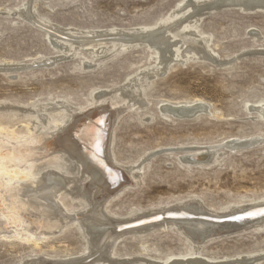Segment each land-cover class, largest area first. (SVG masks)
<instances>
[{"label":"rangeland","instance_id":"obj_1","mask_svg":"<svg viewBox=\"0 0 264 264\" xmlns=\"http://www.w3.org/2000/svg\"><path fill=\"white\" fill-rule=\"evenodd\" d=\"M181 1L0 0V129L30 143L24 136L39 121L37 114L48 116L45 125L57 126L74 111L61 129L38 136L30 151L22 147L38 176L63 154L73 160L83 155L73 125L99 111L107 118L105 157L121 175L115 186L80 176L82 170L89 174L84 161L76 203L61 194L62 206L53 196L56 188H38L44 180L4 191L1 198L20 204L23 226L35 238L15 235L19 225L0 216V264H155L187 257L195 247L204 264H264V222L228 224L233 219L224 215L264 202V118L255 111L264 101V6L221 2L190 8L177 21L200 16L195 29L208 37L211 52L188 58L185 46L175 57V42L166 37L176 20L155 26L172 18ZM140 27L150 35H127ZM161 36L157 55L154 44ZM122 39L128 48L111 51V43ZM164 59L167 68L153 75L150 67ZM139 71L146 74L139 81L142 99L132 102L129 91L117 89ZM196 100L187 117L163 109ZM198 150L205 158L191 160ZM180 206L202 213L178 226H161L173 221L165 216L144 230H118L140 223L139 216ZM90 225L101 228L99 238L84 237L81 228Z\"/></svg>","mask_w":264,"mask_h":264},{"label":"bare ground","instance_id":"obj_2","mask_svg":"<svg viewBox=\"0 0 264 264\" xmlns=\"http://www.w3.org/2000/svg\"><path fill=\"white\" fill-rule=\"evenodd\" d=\"M246 1H248L247 5L244 4V5H246V7H251L249 5L255 4V3L257 5H263L264 6V0H189L186 3V5L184 4L185 0H182L178 4V7H180V8L173 11L170 14L172 16V18H170L168 20H161L155 26H162V25L167 24L170 21L176 20L174 23L175 26L173 28H171V29L167 28L166 29V31L168 33L166 37L168 40H172L173 42H175L173 44L175 57L180 56V54H179L180 49L185 46V47H188L189 51H190L185 56L190 58L192 56H195L197 51H201L203 53L211 52V49L208 47L209 39L207 36H202L200 33H199L200 34L199 35L196 32L195 27L198 24V21L200 20V16L195 17L190 22H185V21L181 22V21H177V20L180 19L181 17L183 18L185 13H187L190 10V8H194L196 6V4H197V6L201 5V4H204V5L206 4V5H209L210 8L211 7L213 8V7L217 6L218 4H220L221 2H223V4H228L229 2H243V3H245ZM26 6L27 5L25 3L24 7H26ZM205 7H207V6H205ZM18 14H21V13L19 12ZM165 27H166V25H165ZM147 28L148 27L136 28L131 34H127V35L129 37H133L135 40H140V39L148 37V35H150L149 34V28H148V30H147ZM116 30H115V32H117V34H118V32H120L121 29L119 31H116ZM66 32H67V30H66ZM113 32H114V30H113ZM125 32H127V31L125 30ZM47 34L50 37L55 36V34H52L49 31H47ZM66 36H70V34H66ZM55 37L63 45L69 44L70 46H74V44H75V43L74 44L71 43L70 40H68L69 38L66 39V38H61L58 36H55ZM126 38H127V36H126ZM133 38H131V39L134 41ZM123 39H125V38H123ZM123 39H122V41H113L111 43L113 45V49L111 51H116V50H120V49H123V50L127 49L128 46L130 45V42L126 41V43H124ZM160 39L161 40L159 42L154 44V46L156 48L153 51H156L157 55L161 52L159 44L164 41V37L161 36ZM88 40L86 41L87 43H89ZM79 41H80V39H79ZM144 42H145V40H144ZM145 43H147V42H145ZM84 44H86V43H84ZM90 46H91V44H90ZM100 47L102 48V46H100ZM83 48H85V46ZM169 48H171V47H169ZM183 54H185V52ZM63 57H65V56H63ZM56 59H54V60H56ZM176 60H177V58H176ZM50 62H52V61H50ZM166 63H168L166 59H164L162 64L159 61H157L155 66L150 67L151 73L153 75H155L158 73L159 70H161L163 68H167ZM169 63H171V62H169ZM47 65H50V63ZM22 67H24V66H22ZM164 71H166V69ZM142 77H146V74H144L143 72L139 71V73L133 74L132 76L127 78L124 85L121 88H118L117 91H120L121 89H126L127 91H129L130 92L129 101H132V102H134L135 100L142 99L141 98L142 96H141L140 85H139V81ZM146 80H149V79L146 78ZM101 100H104V99H102V98L96 99V101H95L96 104H98ZM196 102H198V100H196L194 102H186L184 104H177V105H172V106L167 105V106H164L163 109L166 111H169V112L176 113V115L179 116L176 111H182V112H178V113H183V112H187V111L192 112L193 110L196 109L195 107L198 104V103L195 104ZM53 103H55V102H53ZM43 107H45V106H43ZM46 109H47V107H46ZM255 111L264 118V101L256 104ZM73 112L74 111H68V113H70V114H68L67 119L60 122L57 126L45 125L46 124L45 122H46V119L48 118V116L45 114H41V113L37 114L39 121L34 120L33 121V123L35 124V125L33 124L34 127L33 126L27 127L28 132H26V135L24 136V137H29L31 139L30 143H28L26 141H22L20 139H17V136L13 132H9L6 129H0V212H1L0 216L4 217L8 223L13 224V226H15V228L18 227L17 225H19L20 229H14V233H15V235L20 236L26 240L34 239L35 234L23 226V219H22L21 213L19 211V209H20L19 205L20 204H18L17 202L6 203L5 200L1 198V195L4 191H10L12 189H18L19 190V189H22L23 187H27L30 184H35L37 182H41L42 180H44L40 184V186H38V188H48L50 190L56 188V191L54 192L53 196L57 197L56 198L57 205L62 206V203L60 200L61 194H67L76 203L75 198L77 197L76 196L77 190H78V187H80V185L82 184V180L84 179V178L80 179L78 177L80 171L82 170L81 169L82 163L84 161H86L88 163L87 170L89 171L88 172L89 174L84 173V170H82V173L80 174V176L84 175L86 178L91 177L96 182H103L108 186H115L116 184L119 183V180L121 178L120 172L114 166H112V163H110L111 161L108 163V160L105 157V150H106L107 155H108V132L106 129L107 118H105L102 115V113H99V111H96V110L95 111L92 110V111L88 112V114L86 113L87 115L84 118L79 119V121L77 120L78 122L77 123L75 122L76 124L73 125L74 129H73V135L72 136L75 137V140L77 141V143L79 145V149L80 150L83 149V151H82L83 155L79 154L77 156L78 159L73 160L69 157H65V155L63 154V156H61V158L56 159V162L54 163L53 166L41 167V169L39 171V175L33 176L32 170H31V164H32L31 160L32 159H30L31 157L30 158L26 157L27 155L24 157L25 153H23V152L24 151L28 152L31 150L30 148L33 147L32 145H34L38 136H41L42 138H44L45 135L52 133V131L61 129L68 122L69 118L72 117ZM33 117H35V116H33ZM183 117H185V116H183ZM72 140H73V137H72ZM251 140H253V139H251ZM22 147H23L24 151L22 150ZM66 147H68V146H66ZM104 148H106V149L104 150ZM2 149H8V150L3 153ZM13 150L18 153L16 156H15V153L13 155ZM219 151H223V150H219ZM200 153H202V152L200 150H198V151L192 152L189 155L191 157H199L198 155ZM192 159L193 158H191V160ZM201 160L202 159H198L197 161H201ZM34 161H35V159H34ZM69 174H72L70 177V180L67 179V182L65 184L62 183V180H63L62 177L63 176L67 177V175H69ZM59 191H61V193H58ZM55 194H58L59 196L55 195ZM45 196L48 197L47 195H45ZM82 203H83V201H82ZM96 206H97V204H96ZM24 212H25V210H24ZM200 213H202V212H194L190 208V206H186V207L180 206L179 208H168V209H165L162 213H159V211H158V212L153 213V214H148V215L145 214L142 217L139 216L140 218L137 221L140 223H138L136 225H132L130 227H127L124 230L122 228H118V230L124 231V232H126L125 230H131V229L133 230V228H137L138 230H144V229H147L154 222L157 223V221H159L161 218H163L165 216L172 218L173 221L169 220V222H163L162 224H160L161 226H168V225L171 226L173 224H175V226H178L177 223H179V222L185 221V224H186V221H192L191 220L192 216L190 217L191 214H200ZM224 215L230 216L233 219V222H227L226 221V223H228V224H239L241 222H250V221L252 222L253 220L256 221V220L261 219V221H256L257 222L256 226H261L263 224L262 222H264V219H262V218H264V202H258V203L250 204L248 206L238 208V209L234 210L233 212H230V214L228 213V215L227 214H224ZM224 215H219L216 217H218V219H219V218L223 217ZM132 221L133 220L130 219V220H124L120 223L118 222V226L121 227V225H123V224H130V223H132ZM164 221H166V220H164ZM218 221H220V220H218ZM17 223H19V224H17ZM192 223H194V221ZM206 223H204V224L206 225ZM157 225H159V224H157ZM196 225H197V223H196ZM201 226H203V225H201ZM178 228L181 230V227H178ZM81 230H82L84 237H86L88 240H91V238H94V239L99 238L101 235V228L98 226L90 225V226H88L87 229L81 228ZM181 231L184 232L186 235H189V233L193 232L190 229L189 230L188 229L181 230ZM1 236L4 237V235H2V234H1ZM198 255H199V253L197 251V248L195 247L191 251L190 255H188L187 257L172 258L169 261L156 262L155 264H204V262H202L200 260ZM211 261H213V260H211ZM80 264H81V262H80ZM98 264H109V263L105 262V263H98Z\"/></svg>","mask_w":264,"mask_h":264},{"label":"water","instance_id":"obj_3","mask_svg":"<svg viewBox=\"0 0 264 264\" xmlns=\"http://www.w3.org/2000/svg\"><path fill=\"white\" fill-rule=\"evenodd\" d=\"M259 2V1H258ZM261 2V1H260ZM252 3V2H251ZM244 4H248V1H246ZM256 4V3H255ZM252 5H254V4H251V5H249V6H252ZM177 112V114L180 116H190L191 114H192V112H183V113H178V112H182V111H176ZM203 159V158H205L204 157V155L203 156H200V157H194L193 159Z\"/></svg>","mask_w":264,"mask_h":264}]
</instances>
